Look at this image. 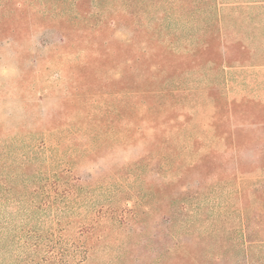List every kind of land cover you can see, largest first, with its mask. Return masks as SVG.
I'll return each mask as SVG.
<instances>
[{
  "label": "rangeland",
  "instance_id": "1",
  "mask_svg": "<svg viewBox=\"0 0 264 264\" xmlns=\"http://www.w3.org/2000/svg\"><path fill=\"white\" fill-rule=\"evenodd\" d=\"M24 1L0 45V264H264V0H86L82 22L132 12L159 48L209 49L157 126L44 44L75 0Z\"/></svg>",
  "mask_w": 264,
  "mask_h": 264
},
{
  "label": "trees",
  "instance_id": "2",
  "mask_svg": "<svg viewBox=\"0 0 264 264\" xmlns=\"http://www.w3.org/2000/svg\"><path fill=\"white\" fill-rule=\"evenodd\" d=\"M11 1L0 0V45L5 39L19 42L21 38L20 34L11 33L8 27L14 23L11 20L20 22V13L24 11L21 7H25L26 2L18 0L14 3L16 6H12ZM86 2L75 0L72 10L74 18L71 17L56 40L44 43L46 46L64 48L66 53L75 55L76 59L67 67L73 87L81 92L95 88L97 92L111 98L120 92L125 96L128 94L129 100L122 101V106L115 108L120 123L137 124L140 121V124L157 126L171 122L175 116H182L175 113L174 100L177 95L174 90H169L172 86L169 79L201 65L198 62L182 68V60L188 59H184L183 55L194 58L197 53H209V49L176 55L165 46L159 48L153 45L148 32L135 24L132 12L121 18L116 14L111 17L110 14L108 19L103 16L93 22H82L80 18ZM122 26L130 29L120 32ZM209 97L215 108H222L219 95H212L211 92ZM217 116L212 117L213 127H216L214 120Z\"/></svg>",
  "mask_w": 264,
  "mask_h": 264
}]
</instances>
